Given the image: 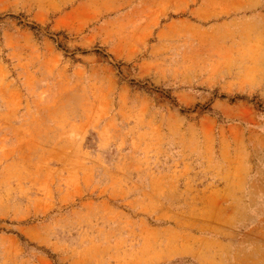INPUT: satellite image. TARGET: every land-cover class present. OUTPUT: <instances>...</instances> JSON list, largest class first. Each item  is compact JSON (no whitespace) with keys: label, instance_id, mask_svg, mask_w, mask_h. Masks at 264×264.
<instances>
[{"label":"rangeland","instance_id":"obj_1","mask_svg":"<svg viewBox=\"0 0 264 264\" xmlns=\"http://www.w3.org/2000/svg\"><path fill=\"white\" fill-rule=\"evenodd\" d=\"M152 1L0 5V264H264V0Z\"/></svg>","mask_w":264,"mask_h":264},{"label":"crops","instance_id":"obj_2","mask_svg":"<svg viewBox=\"0 0 264 264\" xmlns=\"http://www.w3.org/2000/svg\"><path fill=\"white\" fill-rule=\"evenodd\" d=\"M0 5L6 11L31 10L33 19L41 24L52 23L77 30L82 26L84 17L105 16L106 9L121 7L122 0H1ZM130 5L138 10L154 8L152 0H131Z\"/></svg>","mask_w":264,"mask_h":264}]
</instances>
